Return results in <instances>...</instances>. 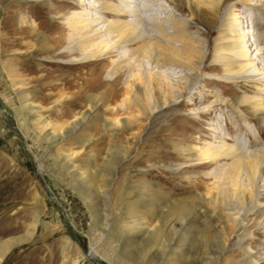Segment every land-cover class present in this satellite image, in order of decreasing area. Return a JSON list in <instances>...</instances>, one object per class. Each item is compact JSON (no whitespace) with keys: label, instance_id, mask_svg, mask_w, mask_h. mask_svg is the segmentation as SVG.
<instances>
[{"label":"rangeland","instance_id":"374dc122","mask_svg":"<svg viewBox=\"0 0 264 264\" xmlns=\"http://www.w3.org/2000/svg\"><path fill=\"white\" fill-rule=\"evenodd\" d=\"M99 1L116 3L0 0V242L27 236L0 264H264V162L254 188L244 169L240 186L225 178L231 157L205 159L220 139L264 148L252 103L234 101L257 95L264 104V94L225 80L229 73L213 65L211 3L157 0L140 11L148 28L157 15L162 31L174 25L201 35L205 57L191 86L181 77L185 65L144 62L107 76L117 53L72 61L82 53L65 50L66 42L53 53L40 44L66 35L68 19ZM233 2L221 10L245 19L249 13ZM247 46L251 55L257 50ZM168 79L178 92L164 103ZM257 85L264 91V82ZM176 201L186 209L164 224Z\"/></svg>","mask_w":264,"mask_h":264},{"label":"bare ground","instance_id":"6f19581e","mask_svg":"<svg viewBox=\"0 0 264 264\" xmlns=\"http://www.w3.org/2000/svg\"><path fill=\"white\" fill-rule=\"evenodd\" d=\"M226 1L228 0H208L212 5L211 11H209L210 14H217L215 20L212 21L214 28L217 30V35L214 38L212 46L213 65L219 64L226 72L231 74H228L225 80L246 85L249 83L250 85L248 86H250L254 93L264 94V91H261L257 85L260 82H264V68L259 69L257 66L258 64H264V45L258 46L259 42L264 43V33L255 30L264 28V21H261L264 18V0H232L234 1L233 3L241 4L244 7L243 10L249 13L245 16V19L241 20L230 8L221 10L220 6L225 4ZM115 2V4L104 1H99L97 4L88 3L92 10H86L82 15L75 14L68 19L70 27L66 35H58L52 43L41 39L39 40L40 44L50 43V52L53 53L56 46H59L61 42H66L63 46L65 50L82 53L79 59L72 58V61L96 60L100 59L96 57H102L104 53H110L105 57L108 58L117 53V57L107 61V65L109 66L106 73L107 76H112L124 68L130 70L133 68V65L140 66L144 62L149 63V65L154 63L158 68L162 64L172 66L185 65L189 71L183 72L181 77L192 86L201 75L203 67L201 64L205 57V45L201 35L185 31L177 32L174 25H172L173 30L171 33L162 31L165 25L162 18L157 15H153L151 18L153 23L150 21L148 26L152 32H148L149 28L146 26V17L141 16L140 11L144 7L150 9L151 7H149L150 4L148 2L154 4L157 3V0H116ZM159 5L164 6L162 3ZM171 8L170 10H172ZM105 13H116L123 18L109 20L105 18ZM239 25L243 26L241 30H237ZM244 34H247L248 42L245 43L248 44L244 43ZM145 35L147 38L149 37V40H144ZM138 41L141 42L135 45ZM247 45H251L254 48L257 47V50L251 55L248 51H253V49L251 50L250 46ZM9 63L7 62L10 66ZM132 75L138 77L136 73ZM146 88L151 93V80H148ZM160 90L163 93L162 99L164 103L168 99L172 100L177 97L178 89L174 88L170 80L165 82L164 89L162 90L161 88ZM138 96L133 94L131 100L137 105L141 101V98H138ZM261 99L263 97L244 94L234 99V101L235 104H242L245 101L251 102L253 107L251 114L258 116L264 125V104ZM136 126L138 127V125ZM217 141L218 143L212 146V150L209 149L205 159L210 156L231 157V161L234 162L228 173L225 174V178L231 181L237 179L238 181L244 169V175L251 180V185L255 188L256 181L261 176L260 173L264 162V148L248 149L243 147L240 142L234 143V146L231 147L225 146L226 143L221 139ZM247 142L248 144L250 143L249 140ZM258 196L257 191L253 193V203H258ZM177 201L171 204L168 207L169 209L166 208V213L163 215L164 224L171 222V214L176 209L180 210V213H183L184 209H186L185 204ZM35 222L32 223V228H34ZM26 237H11L0 242V257L10 246L26 239Z\"/></svg>","mask_w":264,"mask_h":264}]
</instances>
